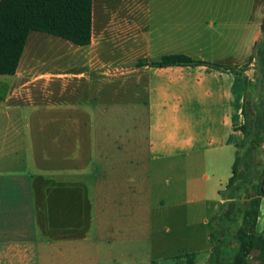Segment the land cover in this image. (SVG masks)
Here are the masks:
<instances>
[{"label": "crops", "instance_id": "crops-1", "mask_svg": "<svg viewBox=\"0 0 264 264\" xmlns=\"http://www.w3.org/2000/svg\"><path fill=\"white\" fill-rule=\"evenodd\" d=\"M263 18L264 0H92L90 43L42 39L73 65L36 73L30 31L0 74V264H207ZM165 54L199 63L149 64Z\"/></svg>", "mask_w": 264, "mask_h": 264}, {"label": "trees", "instance_id": "trees-1", "mask_svg": "<svg viewBox=\"0 0 264 264\" xmlns=\"http://www.w3.org/2000/svg\"><path fill=\"white\" fill-rule=\"evenodd\" d=\"M92 0H0V74H14L30 31L87 45L91 39ZM259 90L256 99L242 110L238 144L232 172L225 183L226 202L220 207L214 228L209 234L211 251L207 264H249L250 254L264 264V229L257 231L260 200L264 198V112L259 110L264 89V18L261 36L255 44ZM199 63L184 54H165L149 64L156 66ZM142 64V63H140ZM263 154L256 161L254 153ZM244 192V202H240ZM240 218L237 228L232 225Z\"/></svg>", "mask_w": 264, "mask_h": 264}, {"label": "rangeland", "instance_id": "rangeland-1", "mask_svg": "<svg viewBox=\"0 0 264 264\" xmlns=\"http://www.w3.org/2000/svg\"><path fill=\"white\" fill-rule=\"evenodd\" d=\"M31 34H40L39 38L45 39V38H55L57 40H62L65 41L64 39H61L60 37L54 36V35H50V34H46L43 32H38V31H31ZM38 37H35L34 35H30L28 38V43H27V52H25L24 54V58L21 61L19 70L20 71H24V72H39V71H43V70H68V65L72 64V59L68 57V48L65 47L64 50H59V44H61L59 41V43L57 44V46L54 47H48L47 43L45 40H42L40 42V44H36L38 47V51L36 53V58H40V57H46V59L42 62V63H35L32 61H29L32 57V50L34 47V44L37 43ZM66 42V41H65ZM68 42V41H67ZM73 65V64H72ZM78 65V64H77ZM79 93V92H78ZM71 100H79L80 99V94L74 95L73 97L69 96ZM255 156V160H261L263 157V154L259 151H255L254 153ZM226 179V178H225ZM221 183H223V181L225 180H220ZM225 183H223L222 188H218V190L220 191V195L221 196H225ZM245 199V194L244 192L241 194V199L240 202H244ZM219 213H221V209L219 211ZM240 222V218H238L237 222H235L232 225V230H234L235 228H237V226L239 225Z\"/></svg>", "mask_w": 264, "mask_h": 264}, {"label": "water", "instance_id": "water-1", "mask_svg": "<svg viewBox=\"0 0 264 264\" xmlns=\"http://www.w3.org/2000/svg\"><path fill=\"white\" fill-rule=\"evenodd\" d=\"M258 90H259V86L257 87V92H258Z\"/></svg>", "mask_w": 264, "mask_h": 264}]
</instances>
